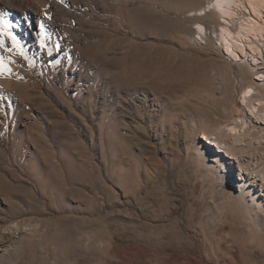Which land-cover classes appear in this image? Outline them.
<instances>
[{"label":"rangeland","instance_id":"1","mask_svg":"<svg viewBox=\"0 0 264 264\" xmlns=\"http://www.w3.org/2000/svg\"><path fill=\"white\" fill-rule=\"evenodd\" d=\"M211 1L63 0L57 54L6 67L0 264H264V82ZM201 133L232 154L208 162Z\"/></svg>","mask_w":264,"mask_h":264},{"label":"bare ground","instance_id":"2","mask_svg":"<svg viewBox=\"0 0 264 264\" xmlns=\"http://www.w3.org/2000/svg\"><path fill=\"white\" fill-rule=\"evenodd\" d=\"M212 2L213 0L210 3ZM243 2L249 4L252 8H255V6L258 4L253 0H216L214 4H211L212 10L217 13L220 19L219 28L217 32H214V34H217L218 36H215L217 41L216 45L219 46L222 53L233 62L245 63L250 68L253 75L255 74L259 77H254V80L261 83L264 82V71H260L259 69H264V39L258 47L253 43V41L247 39L246 37H244L246 38L245 40L241 38L243 34L240 35V33H243V31L238 34L241 39L236 35L235 38H233L232 35H230L231 32L229 31L228 26L223 21L224 18L228 17L232 19L235 16L234 8L240 6ZM210 3L207 5H210ZM259 3L264 6V0H259ZM63 4V0L62 4L58 3L57 5L55 4V0H0V13H2L3 18L12 25V27H10L8 30L16 37V40L18 41V46H14L13 41L8 36L0 37V40H2V46H0V82L4 74L7 72L6 71L4 73L5 69H7L6 67L9 65L12 66L14 70L18 67L26 68V65L30 64V61L34 59L42 58L43 61L48 62L49 50L53 55L57 54V45L61 42L63 36L61 32L62 30L59 32L57 31L56 23H58L59 20L55 13V8L57 6L62 7ZM201 10L197 11L199 16L202 15ZM194 15H196V12L192 13L191 16ZM201 26L202 25L198 24L199 28H197L196 34L197 40H202L203 38L205 39L207 36V33L204 32ZM261 29L264 32V27ZM249 33L251 32L249 31ZM63 61H65V59H63ZM63 61L61 60V62ZM24 90L28 94V103L32 105L31 107H34L37 97H41L47 105L51 104L50 94H45L41 86L34 85L29 88L26 86L24 87ZM250 92L253 93V89L251 87L244 91V97H246V93ZM18 95H12L5 98L0 96V121H3V119L5 120L7 109L10 110L11 107H22V105H24V97L22 98L20 95ZM250 96L251 95L248 97ZM256 105L259 107L261 103L258 102ZM253 112L254 111L252 110L249 114L254 116ZM47 114H49L48 111H45L42 115L37 112L33 119L36 120L38 117H42L44 115L49 116ZM237 133H239V131L235 126H233L220 133V137L225 138L230 135L232 143L235 145L238 144L240 137ZM199 139L198 149L203 155L204 159L206 158L208 162L220 164L222 163V157H224V155L227 157V153L232 154L230 153V147L227 146L226 143H218L216 142L215 138L206 135V133H201ZM210 148L213 152L210 151ZM239 180L243 182L242 179ZM237 188L240 189V185L237 186ZM254 199H256V197H252V200ZM257 205L259 208L261 207L259 201L257 202Z\"/></svg>","mask_w":264,"mask_h":264},{"label":"built area","instance_id":"3","mask_svg":"<svg viewBox=\"0 0 264 264\" xmlns=\"http://www.w3.org/2000/svg\"><path fill=\"white\" fill-rule=\"evenodd\" d=\"M240 6L234 8L235 16L232 19L228 17L224 18L223 21L228 26V29L231 32L230 35H232L233 38H235V35L239 37L238 34L243 31V33H240V35L243 34L241 38L243 40L247 38L259 47L264 39V32L261 29L264 27V6H262L261 3H258L255 8H252L246 2L241 3ZM231 28H233V30H231ZM249 31L251 33H249ZM215 36L218 37L217 34L213 33L214 40ZM259 70L264 71V69ZM255 77L258 76L255 75Z\"/></svg>","mask_w":264,"mask_h":264},{"label":"snow or ice","instance_id":"4","mask_svg":"<svg viewBox=\"0 0 264 264\" xmlns=\"http://www.w3.org/2000/svg\"><path fill=\"white\" fill-rule=\"evenodd\" d=\"M12 25L3 18V14L0 13V37L8 36L12 41L14 46H18V41L16 37L8 30ZM0 46H2V40H0Z\"/></svg>","mask_w":264,"mask_h":264}]
</instances>
